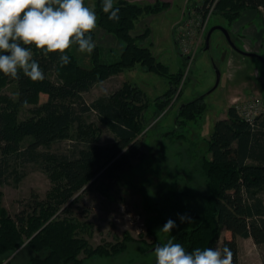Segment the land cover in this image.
<instances>
[{"label": "trees", "instance_id": "trees-1", "mask_svg": "<svg viewBox=\"0 0 264 264\" xmlns=\"http://www.w3.org/2000/svg\"><path fill=\"white\" fill-rule=\"evenodd\" d=\"M213 4L228 23L246 9L264 10V0H202L197 9L204 15ZM93 6L97 29L122 43L117 61L100 62L95 48L91 67L83 68L71 51L73 47L66 53L71 63L60 67L58 54L45 56L33 48L34 59L44 71L42 81L33 82L22 73L19 79L0 74V183L16 173L11 168L16 162L40 164L52 184L45 199L32 194L14 216L0 208V264L18 250L15 258L25 250L31 252L28 264H81L80 254L89 259L108 258L124 253L131 243L144 245L145 250L151 247L124 234L114 244L93 248L83 237L91 234L89 227L72 217L71 208L93 187L113 185L131 160L142 157L143 114L150 107L154 114L166 108L182 74L169 73L148 47L138 44L149 35L147 30L131 36L141 16L159 11L157 4L140 7L119 1L114 4L120 9L118 21L108 19L102 11V0H94ZM92 38L95 41L94 32ZM260 63L264 71V61ZM136 66L168 80L169 89L155 102L148 104L138 88L127 84L108 99H99L91 106L84 102L82 94L95 84ZM51 74L55 81L49 78ZM8 83L17 86L16 100L1 95ZM40 96L46 98L41 104ZM203 101L198 97L181 104L175 119L185 123L199 117L205 110ZM28 106L32 107L30 116L19 121L20 110ZM91 111L115 135L111 145L96 143V129L83 120V115ZM72 126L76 140L67 154L41 152L55 142L70 139ZM206 145V153L196 167L206 192L203 211L189 213L190 223L181 224L178 218H171L179 227L162 234L166 239L174 237V242L191 251L215 248L224 231L220 247L231 248L234 264H239L238 238L264 246V114L248 124L234 107L228 108L226 117L214 123ZM14 175L17 182L20 177Z\"/></svg>", "mask_w": 264, "mask_h": 264}, {"label": "rangeland", "instance_id": "rangeland-1", "mask_svg": "<svg viewBox=\"0 0 264 264\" xmlns=\"http://www.w3.org/2000/svg\"><path fill=\"white\" fill-rule=\"evenodd\" d=\"M119 1L140 7L157 4L159 11L141 16L135 22L131 36H139L147 30L149 35L138 44L148 47L156 60L168 68L169 73L174 75L180 72L182 76L170 103L161 113L154 114L150 107L143 114L145 129L141 133V140H144L142 157L131 160L113 185L93 187L71 208L72 217L89 227L91 234L83 237L91 247L114 244L116 239L121 240L124 234H128L151 246L150 249L145 250L144 245L131 243L124 253L116 257L89 259L80 254L78 259L81 264H155L154 249L166 239V234L158 231L162 222L178 218V214L203 211L206 192L196 167L201 156L206 153V142L214 122L226 115L227 107L235 108L252 99L264 102V71L260 60L235 53L219 31L212 33L209 50L205 51L208 31L221 25L229 32L237 48L248 52L246 46L249 42L241 41L230 32L232 24L241 14L234 22L228 23L215 11L214 4L202 16L197 9L202 0H175L172 5L161 0H149V3L141 4L136 0H114V4ZM85 4L94 8V0H85ZM186 22L189 35L184 36L189 40L181 45L178 43L179 34L183 32L180 28ZM94 36L98 60L107 64L117 61L122 43L101 29L94 30ZM71 51L81 67H91L93 52L89 55L79 53L75 48ZM228 63L230 74L244 69L256 76L251 83L253 89L236 94L230 105L225 103L227 90L224 80ZM213 64L221 74V80L214 90L216 76ZM49 78L55 81L54 75H49ZM124 84L138 88L148 104L155 102L170 87L168 80L136 66L95 84L89 92L82 94V98L91 106L99 99H108ZM1 95L16 100V84L8 83L1 89ZM198 97H203L204 112L192 121L181 123L176 120L179 106ZM45 99V96H40L39 104ZM31 109L29 106L21 109L18 120L29 117ZM83 120L96 129L97 144L108 146L115 141L109 126L100 122L94 111L83 115ZM69 134L70 139L55 142L42 148L41 152L57 156L67 154L76 140L74 126L70 128ZM11 168L20 179L16 182L13 174L6 182L0 183V208L14 216L32 194L41 200L45 199L52 184L38 163L22 165L12 162ZM225 236L223 231L215 247H220ZM239 240V264H264V246L256 248L247 240ZM30 254L27 250L16 258L13 254L1 264H28Z\"/></svg>", "mask_w": 264, "mask_h": 264}, {"label": "clouds", "instance_id": "clouds-1", "mask_svg": "<svg viewBox=\"0 0 264 264\" xmlns=\"http://www.w3.org/2000/svg\"><path fill=\"white\" fill-rule=\"evenodd\" d=\"M102 11L111 21L120 18L114 0H102ZM97 27L96 11L85 0H0V74L19 79L22 73L33 82L42 81L44 71L34 59L33 48L45 56L58 54L64 67L71 63L69 49L93 52L92 33ZM178 219L181 224L192 221L187 213L178 214ZM178 227L169 218L158 231L172 233ZM174 240L168 238L155 247V264H234V253L227 246L188 251Z\"/></svg>", "mask_w": 264, "mask_h": 264}, {"label": "crops", "instance_id": "crops-1", "mask_svg": "<svg viewBox=\"0 0 264 264\" xmlns=\"http://www.w3.org/2000/svg\"><path fill=\"white\" fill-rule=\"evenodd\" d=\"M136 1L138 2V4L146 3V2L149 3V0H136ZM161 1L170 2V4L172 5L174 4L175 0H161ZM230 30L229 31L234 37L239 38L241 41L245 40L249 42V45L246 46L248 52L255 53L261 56L264 61V10L262 8L244 10L241 13V16L232 24ZM227 65L228 67L226 69V76L224 80L227 90L226 93L227 97L225 103L227 105L228 104L230 105L232 103L230 101H232V99L235 98L236 94L244 93L246 89L250 91L251 89H253L252 87L253 84L251 83H252V79H255L256 76L253 75L251 71L249 70L244 71V69L242 71L238 70L237 72H233L230 74L229 63ZM236 67L239 68L238 66ZM228 108L229 107H227V109ZM225 117L226 115L222 116L219 119H223ZM239 239L241 238L237 239L238 256H239V241H240ZM243 240H247L249 241V243L253 244L251 239H243ZM253 246L256 248L261 247V246H256L254 244Z\"/></svg>", "mask_w": 264, "mask_h": 264}, {"label": "built area", "instance_id": "built-area-1", "mask_svg": "<svg viewBox=\"0 0 264 264\" xmlns=\"http://www.w3.org/2000/svg\"><path fill=\"white\" fill-rule=\"evenodd\" d=\"M202 16L204 15L202 14ZM187 22L180 28L183 30V32H180L179 34L178 43L181 45L186 44L185 42L189 40L187 36H184L185 34L189 35V27L187 26ZM235 110L242 120L248 124H253L257 116L264 114V102L259 99L247 100L244 104L235 106Z\"/></svg>", "mask_w": 264, "mask_h": 264}, {"label": "water", "instance_id": "water-1", "mask_svg": "<svg viewBox=\"0 0 264 264\" xmlns=\"http://www.w3.org/2000/svg\"><path fill=\"white\" fill-rule=\"evenodd\" d=\"M215 31L221 32V34L224 36V38H225L227 44L229 45V47L233 51L238 53L239 55H241V56H243L245 58H255V59H258L260 61H263L261 56L255 54V53L246 52V51H243V50L237 48V46L231 40L229 32L223 26H220V25L214 26V27L210 28V30L208 31V33L206 35V38H205V51L209 50L210 37H211L212 33L215 32ZM213 69H214L215 76H216V81H215V85H214V88H213V90H214L219 84L221 74H220V71H219V69L217 68V66L215 64H213ZM17 252H15V253H17Z\"/></svg>", "mask_w": 264, "mask_h": 264}]
</instances>
